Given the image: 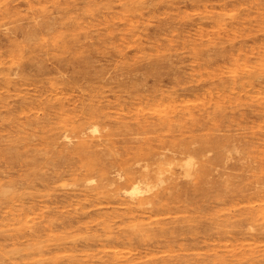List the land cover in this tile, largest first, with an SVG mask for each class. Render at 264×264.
Masks as SVG:
<instances>
[{"label": "rangeland", "instance_id": "1", "mask_svg": "<svg viewBox=\"0 0 264 264\" xmlns=\"http://www.w3.org/2000/svg\"><path fill=\"white\" fill-rule=\"evenodd\" d=\"M59 11L63 23L29 41L13 31ZM89 108L103 114L101 144L73 155L74 172L50 177L55 154L32 161L23 143L71 131ZM165 113L169 127H153ZM35 117L51 125H30ZM12 140L17 151L7 148ZM171 144L167 214L126 225L114 217L112 233L133 238L93 245L106 210L73 196L86 189L74 175L96 183L101 170L113 176ZM0 179V264H57L101 250H119L127 264H264V0H0ZM72 217L78 227L64 228ZM155 217L172 230L142 231ZM47 220L50 229L32 240Z\"/></svg>", "mask_w": 264, "mask_h": 264}, {"label": "bare ground", "instance_id": "2", "mask_svg": "<svg viewBox=\"0 0 264 264\" xmlns=\"http://www.w3.org/2000/svg\"><path fill=\"white\" fill-rule=\"evenodd\" d=\"M9 9L3 11V13L8 12ZM59 18H53L51 21H39L33 24V26H20L16 28V33H21L26 37V41L31 40L37 32H40L45 28H53L56 24H62V14L59 11ZM26 43V42H25ZM24 45V44H22ZM26 46V45H24ZM62 105V104H61ZM87 117L85 120L81 121L78 125L73 126V129L69 131L65 129L63 132H60V135H54L50 137V140H46L45 143H39L30 145L28 143H23V147H29L33 152V155L30 158L32 161L39 155L41 152L52 151L55 154V158L57 159L55 163L54 174L50 177L54 178L58 175L62 176L68 172H74L71 168L70 160L75 154L89 155L91 154V147L98 146L101 144L99 140L100 135L97 134L98 128L96 127L97 123L102 121V113L94 112L91 108L86 111ZM171 116L167 113L158 114L157 121L154 122L153 127H169L171 123ZM30 125L36 124L41 128L49 127L47 124L39 125V119L35 117V120L30 121ZM125 129L132 133L131 126H127L125 123L122 124ZM139 131L135 132L138 134ZM63 139V149L62 151L56 152L53 150L57 146V139ZM97 138V139H96ZM75 139V140H74ZM17 140H12L8 143L7 148L11 151H17ZM52 147V149L50 148ZM178 151L176 152V148L171 144L170 146L164 147H153L148 152H143L141 155V159L136 162L130 163L126 170L121 169L117 171L115 175L110 176L106 169L101 170V174L99 175V181L94 183L93 177L82 174L79 178L74 175L73 185L85 186L86 189L82 190L81 194L77 195L74 193L73 196H83L80 200L82 201H93V208L99 209L100 212L106 210L103 218L102 225L104 226V231L102 235H93L92 244L102 245L103 248L106 245H111L112 247H118L120 244H125V242L130 241L133 238L131 233L126 231H118L116 233H112V229L110 228V220L114 217L120 218L121 223L127 224L132 223L133 220L141 218L145 215H148L151 219L153 215L157 214L161 209L163 214H167L164 212V209L168 207V202L163 201L165 196L168 197V193H171L172 188L169 186L170 183L174 182L176 177L174 178L176 172L166 174L167 168L166 166L172 165L173 158H176ZM143 161V162H141ZM120 165V164H119ZM42 180L47 179V177L42 174L39 176ZM8 182L12 181L11 177L8 176ZM5 183L0 179V185H4ZM161 185V189L157 186ZM45 194H41L40 196H44ZM30 196L34 197L32 193ZM92 198V199H91ZM114 203H118L117 206L113 205ZM107 208V209H106ZM82 207V213H88L86 209ZM110 210V211H109ZM25 210H21L18 216L28 215L30 213L24 212ZM44 211H40L37 214L42 217H48L49 215H45ZM52 214V213H51ZM55 213L50 216L51 218ZM56 215V214H55ZM112 215V216H111ZM156 215V216H157ZM127 219H126V218ZM156 218V217H155ZM126 219L127 221H124ZM51 221V219H50ZM47 222H49L47 220ZM175 222V221H171ZM50 223H40L37 228H33L34 234L31 235L32 240H36L39 233L50 229ZM80 221H78L75 217L70 218L69 224H64V228H74ZM145 223V222H144ZM147 225L142 231H147V229L157 230L158 233H165L167 231L172 230L167 227L168 221L166 218H156L154 220H150L145 223ZM137 227L136 225L133 226ZM135 229V228H134ZM139 231V228L137 229ZM173 232V231H172ZM137 234V233H136ZM92 244H86V248H91ZM83 250V249H82ZM180 258V257H179ZM182 259V258H181ZM84 261H89V264H127L126 258H123L121 252L119 250H113L111 252H107L101 250V252L97 254H92L86 258H76L73 257L69 259L67 262L57 263V264H83ZM88 263V262H87ZM141 262H136L134 264H139ZM172 264L169 260L165 258H155L152 261L144 262L143 264Z\"/></svg>", "mask_w": 264, "mask_h": 264}]
</instances>
